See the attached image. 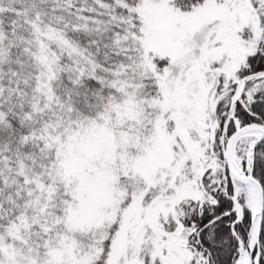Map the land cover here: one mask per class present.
Here are the masks:
<instances>
[{
    "label": "snow or ice",
    "instance_id": "1",
    "mask_svg": "<svg viewBox=\"0 0 264 264\" xmlns=\"http://www.w3.org/2000/svg\"><path fill=\"white\" fill-rule=\"evenodd\" d=\"M0 264H264V0H0Z\"/></svg>",
    "mask_w": 264,
    "mask_h": 264
}]
</instances>
